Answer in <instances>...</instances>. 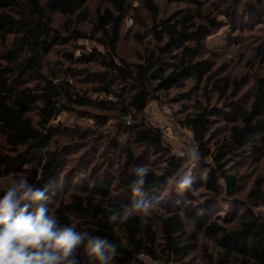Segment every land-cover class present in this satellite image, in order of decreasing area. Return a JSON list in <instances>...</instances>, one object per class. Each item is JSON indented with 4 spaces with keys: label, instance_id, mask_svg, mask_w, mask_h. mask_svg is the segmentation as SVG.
<instances>
[{
    "label": "trees",
    "instance_id": "1",
    "mask_svg": "<svg viewBox=\"0 0 264 264\" xmlns=\"http://www.w3.org/2000/svg\"><path fill=\"white\" fill-rule=\"evenodd\" d=\"M89 0H0V9H14L19 13L18 18L0 13V32H6L16 28L24 36L14 38L12 47L7 51V65L0 63V131L9 136L8 143L12 146L11 155H7L0 148V171L8 170L16 172L21 170V163L28 167L30 173L27 177L29 183L37 188L46 189L47 195L59 192V178L56 170L59 168V153L50 151L48 147L52 141V127L49 123L62 112L71 110L69 105H87L91 100L87 96H79L73 87L64 81H57L58 74L52 72L51 77L42 73V59L49 51L50 45L65 43L63 38L53 32L50 27L51 19L46 12L57 13L61 16L73 15V22L66 21L69 34L73 39H89L96 42L103 52L97 48L81 55L83 62L97 60L105 67L102 76H111L124 87L113 91L112 81L105 83L96 89L98 94L112 95L115 102L104 99L94 101L101 108L110 105H119L123 114H132L133 119L129 124L119 121L115 132L129 137L132 142L144 152L136 156L130 148L124 149V163L118 171L117 177L110 180L105 177L102 181L95 182L94 190L99 192L95 195H79L69 193L66 200H59V205L54 213L61 225H69L68 216H78L86 219L84 230L91 235L107 237L111 242L118 245L117 256L123 264L133 262L143 264L139 256L157 258L155 252L161 242V257L165 254L185 257L186 252L192 248L191 244L182 245L181 239L185 235L183 215L197 213L193 222L195 226L203 230L204 234L214 239L221 249V255L216 259L204 250L206 264H264V220L260 210L264 209V189L250 194L249 206L239 214L228 219L226 225H220L214 221H207L209 212L215 208L212 204L220 196L219 181L223 180L226 188L224 198L228 202L237 190L235 177L226 174L224 159L232 148L240 149L249 146L257 149L259 138L264 135V82L260 81L254 93L249 111L233 110L241 119V125L231 127L230 143H221L214 150L207 145L206 136L209 133L210 116L216 109L200 108V111L187 115L179 121L184 132H188L198 142L200 161L197 166L206 168V175L199 179L198 185L204 190L200 198L194 204L181 201H171L166 205L165 213L153 215L151 219L158 227L159 235L151 225H142L139 216H134L126 223H112L108 220L111 214L108 210L123 211V205L128 204L132 198L129 184L134 179V166L145 164V154L154 158L162 156L165 166L161 173H156L149 168V175L145 185L148 197H157L167 185L170 177H178L182 172L181 163L183 158H177L168 145L163 142L162 132L147 126L142 119H138L147 107L154 93L168 91L178 85L183 76H192L202 79L209 69L202 68L194 71V65L189 64L196 56L197 51L189 47L181 46L182 57L175 68L165 74H158L161 59L152 60V53L147 54L142 63L130 64L117 55V44L120 39L121 25L125 16L128 0H107L108 7L99 10L92 30L89 34L76 29L72 25L80 24L88 18V9L85 4ZM232 2L231 0H225ZM235 2V0H234ZM197 2H193L196 4ZM144 7L152 17V34L162 44L160 53H170L178 44L191 36L205 35L211 29H215L217 22L203 16L206 24H199L192 29L191 20L193 14L186 12L182 17L173 22L164 20L156 21L158 8L153 0H144ZM264 7V0H255V10ZM79 10V11H77ZM196 15H201L200 9H195ZM192 32V33H189ZM191 34V35H190ZM64 57L74 62L72 53H65ZM23 58V59H22ZM31 76L36 83L31 87H21L19 79L26 80ZM18 81V82H17ZM244 82V81H243ZM233 81V93L243 84ZM227 86L220 90L223 95ZM63 100V101H62ZM67 102V105L64 103ZM36 109L39 116L38 129L28 116V113ZM216 116V115H213ZM104 124V122H102ZM115 146L116 140L109 136ZM23 151H18V149ZM38 156L37 160L33 156ZM209 163H205V162ZM111 186L113 190L122 193L120 196L109 195L107 191ZM159 197V196H158ZM214 200L215 203L209 202ZM177 200V199H173ZM211 203V204H210ZM230 206V203H225ZM225 206V207H226ZM258 208L259 211L255 209ZM219 212V211H218ZM83 229V228H82ZM120 233L121 235L119 236ZM159 240V241H158ZM190 240V239H189ZM77 257L80 264H88L86 255L79 251ZM177 264V263H175ZM189 264V263H186Z\"/></svg>",
    "mask_w": 264,
    "mask_h": 264
},
{
    "label": "rangeland",
    "instance_id": "2",
    "mask_svg": "<svg viewBox=\"0 0 264 264\" xmlns=\"http://www.w3.org/2000/svg\"><path fill=\"white\" fill-rule=\"evenodd\" d=\"M231 1L153 0V4L158 8L156 21L173 22L180 19L186 12L191 11L193 18L190 23L194 26L190 31H194L199 24H206L202 19L204 15H208V18L217 22L216 28L210 29L207 34L186 38L178 44L179 47L174 48L170 53L161 54L162 44L158 43L152 34L153 21L150 13L144 7V0H128L117 44L118 57L135 65L142 63L147 54L152 53V60L161 59L156 75H166L180 61L182 57L180 47L184 46L197 51L196 56L189 63L194 65L192 71L202 68L209 69L202 79H196L189 75L183 76L177 86L168 91L154 93V97L138 117L147 126L157 128L162 132L163 142L170 147L173 154L179 152L174 146L179 141L180 133L184 132L179 121L204 107L209 110L216 109L209 118L210 130L206 136L207 145L214 150L221 143H230L231 127L240 126L242 123L238 114L233 113V110L249 111L258 83L264 82V7L261 10H255V0ZM193 2L197 3L193 4ZM85 6L89 12L87 20L72 25L71 29L89 34L94 25L96 13L108 7V4L107 0H89ZM196 8L201 10V15L195 14ZM0 13L13 18L20 16L14 9H0ZM76 13L64 17L57 13L46 12L47 17L51 19L50 27L53 32L59 34L66 42L50 45L49 51L41 61L42 73L50 78L52 72H56L58 74L57 81L68 82L79 96H87L91 100L87 105H69L71 110L62 112L49 123L52 127V141L48 150L57 151L60 158L59 168L56 170L60 190L58 193L53 192L48 195L49 207L54 215L59 200L61 198L66 200L69 193L99 197V192L94 190L95 182L102 181L105 177L110 180L117 177L118 171L122 169L125 162V148H130L136 156L144 152L129 137L115 132L119 121H125L127 117L131 120L133 115H124L120 104L101 108L94 102L102 100L103 94H98L96 89L101 88L103 84L112 81V89L115 92L118 89H124V87L121 88L119 82L111 76L99 75V72L106 70L102 62L97 60L83 62L81 55L89 53L92 48H97L102 52L103 50L96 42L87 38H71L66 21L73 22ZM24 35L16 28L0 32V63L7 65L8 61L5 57L7 51L12 47L14 38ZM65 53H72L74 62L66 59ZM233 81L237 83L244 81L235 93H233L235 86ZM19 83L21 87H31L35 85L36 81L31 76H26V80L23 81L20 78ZM226 86V92L221 95L220 90ZM64 103L67 105V102ZM164 105L171 111L172 123H169L167 118L160 113V108ZM28 116L32 119L35 127L42 129L38 124L39 116L36 109L31 110ZM110 135L116 140L115 146L111 143ZM8 138L7 134L0 131V148L5 154L11 155L13 150L8 143ZM259 144L257 149L246 146L240 149L232 148L227 152L224 159L226 174L235 177L237 190L226 202L224 198L226 185L223 180L219 181L220 196L215 200L216 202L221 201V203L212 204V207L219 205L224 208H215L214 212H209L206 217L207 221L226 225L228 219H233L234 214L238 216L249 206L252 197L250 194L264 189V135L259 138ZM18 151L23 150L20 148ZM37 157L35 155L33 159L37 160ZM145 158L143 166L152 168L156 173L163 171L165 159L162 156L154 158L146 153ZM190 166V161L187 159L181 163V169L184 171H187ZM20 167L21 170L16 172L0 171V194L12 180L27 179L30 174L27 171V165L21 163ZM203 167L201 165L192 169V174L195 177L194 192L190 190L183 195H178L167 183L158 195L162 200V205L153 215L164 214V207L170 204L169 199L190 203L196 196V201H199L202 196L200 194H203L204 190L198 185V181L205 177L207 171ZM135 168L136 166L132 169ZM106 189L110 196L119 197L121 195L120 198L126 201L122 193L118 195L113 187L108 188L107 186ZM174 198L177 200H173ZM132 199L133 197L130 198L128 204ZM209 202L215 203L211 199ZM225 203H230V206L227 207ZM255 210L259 211L258 208ZM196 215L197 213L183 215L185 235L181 239V246L186 243L192 245L185 257L174 256L170 253L161 257L162 247L158 240L160 246L155 252L157 258H151L154 264H206L204 250L215 259L221 255V249L216 241L206 236L203 230L195 226L193 219ZM152 216L139 217L142 225H151L159 235L157 225L149 219ZM68 221L69 225H75L78 231L84 230L86 219L71 215L68 216ZM115 259L116 264H123L118 257ZM138 259L144 264L143 256H139Z\"/></svg>",
    "mask_w": 264,
    "mask_h": 264
},
{
    "label": "clouds",
    "instance_id": "3",
    "mask_svg": "<svg viewBox=\"0 0 264 264\" xmlns=\"http://www.w3.org/2000/svg\"><path fill=\"white\" fill-rule=\"evenodd\" d=\"M190 161L187 171L170 177L168 184L178 194L195 191L192 174L200 161L199 145L174 153ZM149 175L147 166L134 169L129 184L130 204L123 211L109 209L108 220L124 224L134 216L150 217L161 205L160 197H148L144 188ZM46 189L35 187L26 178L12 180L0 194V264H80L82 251L88 264H116L118 245L107 237L78 231L75 225H61L49 207Z\"/></svg>",
    "mask_w": 264,
    "mask_h": 264
},
{
    "label": "built area",
    "instance_id": "4",
    "mask_svg": "<svg viewBox=\"0 0 264 264\" xmlns=\"http://www.w3.org/2000/svg\"><path fill=\"white\" fill-rule=\"evenodd\" d=\"M102 99H104L108 102H115L116 101V98L112 95H103ZM160 113L167 118L169 123L173 122V117H172L171 111L166 105H164L160 108ZM125 122L127 124H129L131 122L130 118L127 117L125 119ZM178 140L179 141L177 144L174 143V144H176L174 147H176L179 152L180 151H186L187 148L192 144H198V142L188 132L180 133ZM260 215H261L262 219L264 220V209L260 210ZM143 261H144V264H154L152 259L149 257H146V256H143Z\"/></svg>",
    "mask_w": 264,
    "mask_h": 264
}]
</instances>
